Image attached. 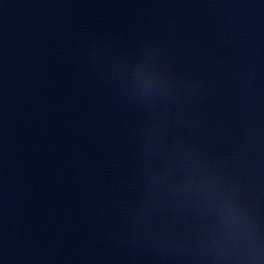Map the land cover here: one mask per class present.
<instances>
[{
  "label": "water",
  "instance_id": "obj_1",
  "mask_svg": "<svg viewBox=\"0 0 264 264\" xmlns=\"http://www.w3.org/2000/svg\"><path fill=\"white\" fill-rule=\"evenodd\" d=\"M113 0H0V106L62 54Z\"/></svg>",
  "mask_w": 264,
  "mask_h": 264
}]
</instances>
